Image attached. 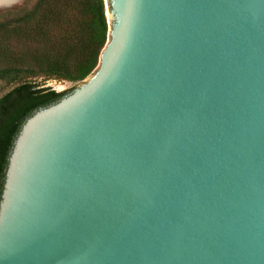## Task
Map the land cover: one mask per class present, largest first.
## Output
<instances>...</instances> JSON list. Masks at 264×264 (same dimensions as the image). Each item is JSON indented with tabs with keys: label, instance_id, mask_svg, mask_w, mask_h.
Segmentation results:
<instances>
[{
	"label": "water",
	"instance_id": "95a60500",
	"mask_svg": "<svg viewBox=\"0 0 264 264\" xmlns=\"http://www.w3.org/2000/svg\"><path fill=\"white\" fill-rule=\"evenodd\" d=\"M104 1L88 80L14 139L0 264H264V0Z\"/></svg>",
	"mask_w": 264,
	"mask_h": 264
},
{
	"label": "trees",
	"instance_id": "16d2710c",
	"mask_svg": "<svg viewBox=\"0 0 264 264\" xmlns=\"http://www.w3.org/2000/svg\"><path fill=\"white\" fill-rule=\"evenodd\" d=\"M104 0H23L0 9V197L23 122L56 102L96 67L107 37ZM66 80L56 91L44 83Z\"/></svg>",
	"mask_w": 264,
	"mask_h": 264
},
{
	"label": "rangeland",
	"instance_id": "374dc122",
	"mask_svg": "<svg viewBox=\"0 0 264 264\" xmlns=\"http://www.w3.org/2000/svg\"><path fill=\"white\" fill-rule=\"evenodd\" d=\"M22 2H23V0H16L11 5H19ZM2 8H4V6L3 7L0 6V9H2ZM105 11H106V7H105ZM88 78H89V76L86 77L83 81H87ZM44 85L45 86H49L52 89H55L56 91H60V90H64V89H68V88L72 87L73 83L69 82V81H66V80L48 79V80L45 81ZM9 88H10L9 86L0 85V95L3 94L4 92H6Z\"/></svg>",
	"mask_w": 264,
	"mask_h": 264
},
{
	"label": "bare ground",
	"instance_id": "6f19581e",
	"mask_svg": "<svg viewBox=\"0 0 264 264\" xmlns=\"http://www.w3.org/2000/svg\"><path fill=\"white\" fill-rule=\"evenodd\" d=\"M4 1H6V0H0V3H1V2H4Z\"/></svg>",
	"mask_w": 264,
	"mask_h": 264
}]
</instances>
